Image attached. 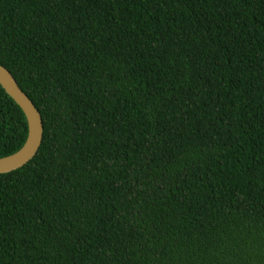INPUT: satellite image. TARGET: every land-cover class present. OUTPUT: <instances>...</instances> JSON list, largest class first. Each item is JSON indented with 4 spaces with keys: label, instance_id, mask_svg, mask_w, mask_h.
Listing matches in <instances>:
<instances>
[{
    "label": "trees",
    "instance_id": "1",
    "mask_svg": "<svg viewBox=\"0 0 264 264\" xmlns=\"http://www.w3.org/2000/svg\"><path fill=\"white\" fill-rule=\"evenodd\" d=\"M0 64V264H264V0H0Z\"/></svg>",
    "mask_w": 264,
    "mask_h": 264
},
{
    "label": "water",
    "instance_id": "2",
    "mask_svg": "<svg viewBox=\"0 0 264 264\" xmlns=\"http://www.w3.org/2000/svg\"><path fill=\"white\" fill-rule=\"evenodd\" d=\"M0 85L20 106L28 121L29 134L22 149L0 158V174L9 173L27 165L38 154L44 139V122L39 109L19 86L10 70L0 64Z\"/></svg>",
    "mask_w": 264,
    "mask_h": 264
}]
</instances>
